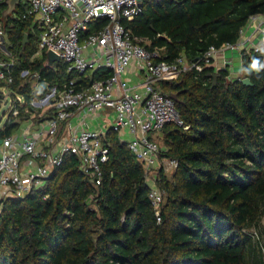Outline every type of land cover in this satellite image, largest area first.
<instances>
[{
  "label": "trees",
  "instance_id": "obj_1",
  "mask_svg": "<svg viewBox=\"0 0 264 264\" xmlns=\"http://www.w3.org/2000/svg\"><path fill=\"white\" fill-rule=\"evenodd\" d=\"M6 9L0 3L15 60L11 88L32 95L22 69L50 85L73 77L61 62L47 65L45 51L36 54L38 34L22 17V5ZM254 14L264 15V0H143L141 12L121 22L147 39L149 50L163 48L160 59L182 54L192 62L211 46L237 42ZM106 23L101 18L94 26ZM241 58L251 85L214 67L161 82L165 94L177 95L174 105L188 128L167 123L160 130V156L177 166L170 179L157 171L164 192L159 222L142 162L108 130L99 185L67 154L41 187L3 201L0 264H264L244 230L264 213V56L252 51ZM249 63L259 72H249ZM212 73L218 75L214 84ZM13 127L5 124L0 136Z\"/></svg>",
  "mask_w": 264,
  "mask_h": 264
},
{
  "label": "built area",
  "instance_id": "obj_2",
  "mask_svg": "<svg viewBox=\"0 0 264 264\" xmlns=\"http://www.w3.org/2000/svg\"><path fill=\"white\" fill-rule=\"evenodd\" d=\"M142 1L19 0L16 4L26 5L22 17L32 21V31L38 34L36 54L54 52L59 57L54 62L63 63L66 72L74 74L60 85H50L38 72L22 69L20 77L31 85L29 98L11 88L15 60L7 50L9 40L0 23V54L6 57L0 58V81L10 96L4 100L9 106L4 125L10 122L14 126L9 134L0 136V210L4 200L23 198L41 187L67 154L77 158L93 185H99L101 164L108 159L106 134L111 130L142 162L149 198L160 221L164 192L156 180L163 158L153 135L167 123L188 128L175 100L162 91L161 82L177 79L191 69L212 67L216 55L225 50L262 54L264 45L247 48L248 39H238L219 48L211 46L196 61L190 62L182 54L172 61L162 60V48L149 50L145 46L148 40L132 34L121 22L138 15ZM3 2L7 0H0ZM101 18L107 23L94 26ZM257 27L264 36V21ZM42 81L48 86L41 94L33 93ZM104 108L113 115L109 124L101 118ZM169 162L175 169L176 160L170 158Z\"/></svg>",
  "mask_w": 264,
  "mask_h": 264
},
{
  "label": "rangeland",
  "instance_id": "obj_3",
  "mask_svg": "<svg viewBox=\"0 0 264 264\" xmlns=\"http://www.w3.org/2000/svg\"><path fill=\"white\" fill-rule=\"evenodd\" d=\"M22 5L23 11L26 10V5L21 2L19 3ZM239 78L243 77V72H241V74H239L238 76ZM229 79V78H228ZM5 98L9 99L10 96L8 95V92L6 90V88L4 87L3 84L0 83V135H1V131L4 127V123L7 119L8 113H9V106L7 104L4 103ZM103 112H107V116L105 117L104 113H102L101 118H105L104 119V124H109L111 123V121H113V115H111V111L108 108H104ZM103 120V119H100ZM92 124V122H91ZM153 137L155 138V140L159 143V145L161 146L162 149H164V145H163V134L161 132H158L156 134L153 135ZM163 158L162 163H161V167L163 169V172L167 175V177L170 179L173 172H174V167L170 165V158L167 156H161ZM158 171V169H157ZM263 208H264V202H263ZM246 233H248L251 237V240L256 248V250L262 255V258L264 260V213L263 215L259 218V220L244 229ZM247 257H249V254H247Z\"/></svg>",
  "mask_w": 264,
  "mask_h": 264
},
{
  "label": "crops",
  "instance_id": "obj_4",
  "mask_svg": "<svg viewBox=\"0 0 264 264\" xmlns=\"http://www.w3.org/2000/svg\"><path fill=\"white\" fill-rule=\"evenodd\" d=\"M6 13H11V11L5 10ZM264 21V15L257 14L255 18L249 19L247 23L241 28L239 40L247 41V48L252 44L264 45V36L260 32L257 26L262 25ZM149 44V41L146 43ZM163 49V48H162ZM264 56V52L262 53ZM212 67L216 69L228 68L229 79H240L238 76L243 72L242 70V58L241 52L238 50H225L223 53H218L215 60L213 61ZM132 79H136L135 76H131Z\"/></svg>",
  "mask_w": 264,
  "mask_h": 264
},
{
  "label": "water",
  "instance_id": "obj_5",
  "mask_svg": "<svg viewBox=\"0 0 264 264\" xmlns=\"http://www.w3.org/2000/svg\"><path fill=\"white\" fill-rule=\"evenodd\" d=\"M19 0H7V11H12L16 5V3L18 2ZM27 39V34H24V41ZM54 61H59V57L57 54H55L54 52L52 51H47L46 52V63L47 65H51ZM247 69L249 70V72L251 73H258L259 72V69L253 64V63H249L248 66H247ZM211 78H212V84H214L216 82V79H217V74L216 73H212L210 74ZM241 82L245 85H251V81L248 77H243L241 78ZM48 86V83L47 82H39L36 87L34 88L33 90V93H37V94H41L42 92V89L43 88H46ZM171 98L173 100H177V95L176 94H171L170 95ZM0 142H1V139H0Z\"/></svg>",
  "mask_w": 264,
  "mask_h": 264
}]
</instances>
